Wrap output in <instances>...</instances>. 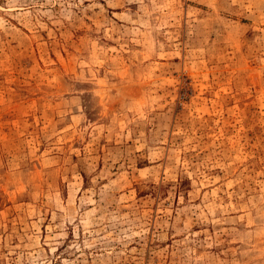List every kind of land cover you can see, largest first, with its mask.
<instances>
[{"label": "rangeland", "instance_id": "obj_1", "mask_svg": "<svg viewBox=\"0 0 264 264\" xmlns=\"http://www.w3.org/2000/svg\"><path fill=\"white\" fill-rule=\"evenodd\" d=\"M0 264H264V0H0Z\"/></svg>", "mask_w": 264, "mask_h": 264}]
</instances>
